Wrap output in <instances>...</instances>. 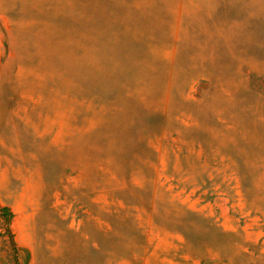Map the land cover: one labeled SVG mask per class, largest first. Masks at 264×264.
<instances>
[{
	"label": "rangeland",
	"instance_id": "rangeland-1",
	"mask_svg": "<svg viewBox=\"0 0 264 264\" xmlns=\"http://www.w3.org/2000/svg\"><path fill=\"white\" fill-rule=\"evenodd\" d=\"M0 264H264V0H0Z\"/></svg>",
	"mask_w": 264,
	"mask_h": 264
}]
</instances>
